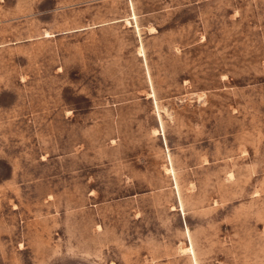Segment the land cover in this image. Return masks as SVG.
<instances>
[{"label":"rangeland","instance_id":"374dc122","mask_svg":"<svg viewBox=\"0 0 264 264\" xmlns=\"http://www.w3.org/2000/svg\"><path fill=\"white\" fill-rule=\"evenodd\" d=\"M0 264H264V0H0Z\"/></svg>","mask_w":264,"mask_h":264}]
</instances>
